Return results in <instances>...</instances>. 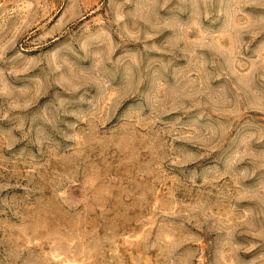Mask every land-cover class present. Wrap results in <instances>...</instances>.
Here are the masks:
<instances>
[{"label":"rangeland","instance_id":"374dc122","mask_svg":"<svg viewBox=\"0 0 264 264\" xmlns=\"http://www.w3.org/2000/svg\"><path fill=\"white\" fill-rule=\"evenodd\" d=\"M0 264H264V0H0Z\"/></svg>","mask_w":264,"mask_h":264}]
</instances>
